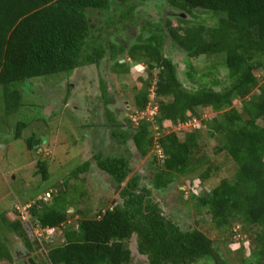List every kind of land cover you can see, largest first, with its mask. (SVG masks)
I'll return each instance as SVG.
<instances>
[{
	"label": "trees",
	"instance_id": "1",
	"mask_svg": "<svg viewBox=\"0 0 264 264\" xmlns=\"http://www.w3.org/2000/svg\"><path fill=\"white\" fill-rule=\"evenodd\" d=\"M124 1L125 7L116 0H0V89L6 113L16 112L21 106L23 83L73 73L103 56L109 57L115 75L129 72L127 63H119L126 55L132 62L146 59L149 75L135 96V109H146L150 88L157 105L152 123L142 120L126 131L114 123L110 134L94 133L102 149L113 142L122 152L104 156L97 148L92 155L97 167L120 189L110 209L99 211L93 219L81 217L75 225L68 223L75 215L83 216L80 211L68 214L73 208L68 182L81 172L75 169L64 178L62 192L59 189L54 194L50 189L40 200L35 201L38 194L22 200L26 220L15 208L13 220L6 212L0 214L2 228L30 255L45 247V264H131L129 243L133 238L144 264H226L211 237L197 229L182 231L164 217L150 199V190L139 187V173L131 174L133 155L126 147L131 139L140 158L154 152L151 165L155 169L149 178L153 189L164 190L187 175L192 176L189 185L198 189L219 169L205 155L198 156L205 129L219 142L215 154L230 160L234 172L210 191L192 192V198L206 210L216 230L230 232L239 226L243 234H248L255 247L249 257L254 259L253 264H264V0H165L184 14L175 19L177 26L166 23L170 43L186 55L181 61L187 69L181 71L182 78L173 60L164 55L166 35L158 28L160 32H154L149 25L146 30L150 34L143 41L144 28L136 31L140 22L150 24L136 15L142 3ZM195 10L222 16L211 15L214 23L204 25L193 15ZM103 14L109 16L107 22L102 21ZM129 27L134 28V35L128 33ZM118 37L134 41L124 51L117 49ZM213 56L224 66V79H219L220 70L214 64L197 77L191 62ZM151 70L157 71L153 74ZM182 79L192 81L196 88H185ZM99 86L106 102L105 85ZM200 109H209L212 117L202 119ZM166 123L183 129L167 133L163 128ZM92 126L84 125L88 131ZM24 128V124L16 125L15 140L21 139ZM92 133L89 139H93ZM40 137L34 132L24 139L26 150L34 153V141ZM86 162L84 168L88 169ZM35 168L34 176L46 181L48 161L38 159ZM36 230L42 234L40 240L34 234ZM59 230L63 243L55 246L57 240L50 239L55 240ZM239 248L238 253L243 250ZM15 262L8 238L1 237L0 264L19 263Z\"/></svg>",
	"mask_w": 264,
	"mask_h": 264
},
{
	"label": "rangeland",
	"instance_id": "2",
	"mask_svg": "<svg viewBox=\"0 0 264 264\" xmlns=\"http://www.w3.org/2000/svg\"><path fill=\"white\" fill-rule=\"evenodd\" d=\"M159 6L157 5V9L160 8ZM151 8H155V6L152 5ZM183 15L178 13L175 18ZM193 15L204 25L214 23V18L211 15L222 16L221 13H207L200 10H195ZM202 18L203 20H201ZM217 21L216 18L215 22ZM171 24L173 27L177 25L174 18H172ZM133 30L134 28L130 32L132 33ZM175 56H177L176 53ZM142 62L145 63V61ZM138 64L140 63L129 64L128 68L134 67L130 68L128 73L115 75L111 71L108 60L105 59L95 68L86 66L75 72L73 71V73L52 75L27 81L22 84L21 88V106L16 112L12 113L5 112L0 89V214L6 212L8 218L13 220L15 216L12 208H15V211L22 216V220H26L28 217L24 214L25 207L22 200L35 194H38L35 201L40 200L43 198L42 195L50 189L54 194L59 189L62 192L64 190L62 188L64 178L68 177L73 170L76 171L75 169L81 172L77 179L72 178L68 182L72 190L71 200H73V208L68 210V214L73 215L76 211H80L83 216L75 215V217L69 218L68 223L75 225L81 217L93 219L99 211L112 207V202L118 200L120 189L114 186L111 179L97 167L96 161L93 159L92 155H94L96 149L101 148V142L96 140L98 138L94 136V133L100 134L103 131L110 134V131L114 128V125L112 126L114 117L110 119L111 121L107 119L105 125L102 119V109L112 115L114 113L118 114L116 115V124L122 127L123 131L128 130L129 125H136L139 121L151 122L153 120L152 117L156 114L157 105L156 100L152 98L151 88L148 90L151 100L146 109L140 112L135 109V96L143 88V83L149 75L147 69L139 72L141 68ZM213 64L218 65L217 68L220 70L219 79L223 80L226 71L220 58L215 56L200 57L191 62L197 77ZM156 71L151 70L153 74ZM181 71L185 72L187 69L180 64L179 76L182 78ZM101 77L106 79L108 83L109 91L103 88L106 93V102L102 95L103 91L100 90L102 87L99 86L98 79ZM182 82L185 88H196L192 81L182 79ZM215 89L218 90L216 87ZM96 96L100 99H96ZM198 113L202 119H209L213 115L209 109H200ZM100 121H102V125L99 124ZM89 122L93 123V128L89 129L90 132L84 127V125L90 124ZM19 123L24 124L26 128L22 129L21 139L15 140L16 125ZM195 125L196 123H191V126ZM163 128L167 133L179 132L183 129L180 126L171 127L168 123L164 124ZM154 130L156 137L158 135L157 129L154 127ZM34 132L41 137L44 136L46 142L44 144L39 143L37 148L34 149V153H31L26 150L23 140L31 137ZM91 133L93 139H89ZM99 139L102 141L103 137L101 136ZM113 144V142L108 143L107 147L98 150L104 156H114L122 153L121 149L114 147ZM218 145L219 142L211 138L203 129L199 141L200 148L198 151L200 153L198 156L205 155L213 166L219 167L218 171L213 172L211 177L203 181L198 189L189 185L192 176L187 175L175 180L161 191L153 189L149 183V178H151L155 169L154 165H151L152 153L154 152H151L145 158H140L133 148L131 139L127 141L126 147L133 155L130 162L131 174L139 173L142 177L139 187L150 190V199L160 207L165 218L175 223L182 231L197 229L211 237L214 240V246L219 248L221 261L225 260L226 264H253L254 259L249 257V252L255 247L252 246L248 234H243L239 226L232 228L230 231L234 233L232 236H229L230 232L228 231L216 230L211 225L206 210L200 208L196 199L192 198V192L200 194L203 191H210L219 184L220 180L231 178L234 172L230 160L222 155L215 154ZM38 159L48 161L49 177L46 181H42L40 175L34 176L35 163ZM86 161L89 162L88 169L84 168ZM202 169H205V166ZM193 176L197 178L199 172ZM23 182L25 185H23ZM23 189L25 193L22 192ZM48 192L50 193V191ZM22 193L26 197H23ZM34 234L38 235L39 233L36 230ZM61 234L59 230L56 232L58 238L54 236L55 240L50 239V241L57 240L55 246H60L59 244L63 243ZM41 235L36 237H40L38 238L40 240ZM1 237L8 238L9 248L16 261L15 263L29 264L28 260L31 259L35 264H45L47 252L45 247H42L36 254H28L19 240L4 230L0 224ZM241 246L244 251L238 253L237 251ZM129 249L132 252L131 264L145 263V258L137 253L135 238L129 243Z\"/></svg>",
	"mask_w": 264,
	"mask_h": 264
},
{
	"label": "flooded vegetation",
	"instance_id": "3",
	"mask_svg": "<svg viewBox=\"0 0 264 264\" xmlns=\"http://www.w3.org/2000/svg\"><path fill=\"white\" fill-rule=\"evenodd\" d=\"M116 1L119 4H121V6L123 5L124 7L127 4V3H125L124 0H116ZM134 1L135 2H138V3H142V5L140 7H137V9H136V12H137L136 15H137V17H139L141 19L143 17V19L145 21L150 22V24H143L142 22H140V25H138V28H137L136 31H138L139 29L144 28V31L142 30V32H141V38H142L143 41L150 34V32L148 30H146V29H148L149 25H153V28H154L153 31L154 32H160L161 31L163 34H165L166 35V40H165V43H164V46H163L164 55H165V57H170L173 60L172 62L175 64V66L179 70L180 69L181 61H183L185 59V56L186 55L181 50H175L174 49V45L172 43H170V39H169V35H168V30H167V27H166V23H168V22L171 23L172 18L176 19L175 18V15H177L179 13V11H176L172 7H170V5L165 0H148V1H145V2H141L142 0H134ZM123 2H124V4H123ZM152 5H154L155 8H151ZM157 5H160L159 6L160 8L157 9ZM121 10H122V8H121ZM103 15L104 16H102V19H103L102 21L107 22L106 19L107 18L109 19V16H107L106 14H103ZM142 26H145V27H142ZM91 28L94 29V28H96V26L95 25H92ZM132 29H133L132 27H129L128 28V33H131L130 31H132ZM132 34L134 35L133 32H132ZM98 35H99V33H98ZM126 39L127 38L125 37L124 40H123V38L121 40V38L118 37V41L115 42L116 46H118L117 48L120 47L124 51L125 50H128L131 47L132 42L134 40L131 42V40H128V39L126 40ZM171 44L173 45V50L170 47ZM171 50H172V54L169 56L168 53H170ZM175 53L177 54V56H175ZM118 56H115V58L118 57ZM105 59L108 60L109 66L111 68L112 65L110 63V60H109V57L108 56H103L99 61H97L95 59L93 61V63L91 64V66H93L95 68L96 66L99 65V63L101 61H103ZM143 61H145V63L142 62V63L138 64L139 67H141L142 70H145V69L148 70L147 60L145 59ZM119 63L120 64L127 63V65H129V64H134L135 65V63H138V61L132 62L131 59L129 57H127V55H126L124 60H119ZM132 67H134V66L129 67V69L130 68L132 69ZM139 72H141V70ZM98 81L101 84L103 83L106 86V90L109 91L108 83H107V80L106 79H104V78L101 77V78L98 79ZM99 110H101V109H99ZM102 112H103L102 119H103L105 125H106V122L108 120H110V119H112L114 117L113 121L114 120L115 121L112 123V126H113L114 123H116V120H117L116 119V117H117L116 115H118V114H116V113L113 112L114 115H112L111 113H109L106 110H104V111L102 110ZM99 124L102 125V121H100ZM92 125H93V123H92ZM95 126H96V124H95Z\"/></svg>",
	"mask_w": 264,
	"mask_h": 264
},
{
	"label": "water",
	"instance_id": "4",
	"mask_svg": "<svg viewBox=\"0 0 264 264\" xmlns=\"http://www.w3.org/2000/svg\"><path fill=\"white\" fill-rule=\"evenodd\" d=\"M181 17H183V16H181ZM40 142L44 144L46 142V139L43 137V138H41L40 141H38V140L34 141L33 148L36 149ZM28 261H29V264H35L31 259H29Z\"/></svg>",
	"mask_w": 264,
	"mask_h": 264
},
{
	"label": "clouds",
	"instance_id": "5",
	"mask_svg": "<svg viewBox=\"0 0 264 264\" xmlns=\"http://www.w3.org/2000/svg\"><path fill=\"white\" fill-rule=\"evenodd\" d=\"M41 132V131H40ZM44 133V132H43ZM44 136H42V137H40V138H43ZM38 141H40V139H37ZM36 141V140H35ZM41 143V142H40ZM129 178V177H128ZM128 178H127V180H128Z\"/></svg>",
	"mask_w": 264,
	"mask_h": 264
}]
</instances>
